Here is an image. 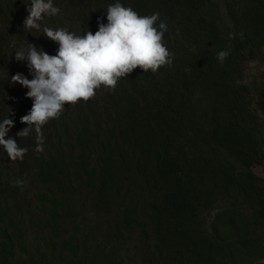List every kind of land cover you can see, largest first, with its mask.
<instances>
[{"label": "trees", "instance_id": "1", "mask_svg": "<svg viewBox=\"0 0 264 264\" xmlns=\"http://www.w3.org/2000/svg\"><path fill=\"white\" fill-rule=\"evenodd\" d=\"M116 2L159 13L171 66L65 105L37 152L34 129L17 135L33 101L11 77H34L15 51L55 55L43 27L95 33ZM30 3L0 0V122L27 149L0 146V264H261L264 89L242 71L264 64V0H53L40 31L24 29Z\"/></svg>", "mask_w": 264, "mask_h": 264}, {"label": "clouds", "instance_id": "2", "mask_svg": "<svg viewBox=\"0 0 264 264\" xmlns=\"http://www.w3.org/2000/svg\"><path fill=\"white\" fill-rule=\"evenodd\" d=\"M27 11L24 29L37 31L41 30L40 22L46 15L60 13L53 0H31ZM106 12L107 24L99 23L95 33L86 31L82 35L66 28L43 27V34L59 45L55 55L30 43L26 51H15V59L27 60L34 77L28 79L20 73L11 77L12 83L29 89L26 97L33 101L31 110L21 117V123L28 127L17 135L27 137L34 129L37 152L43 151L42 127L59 118L65 105L87 102L101 88L114 92L119 81L137 68L156 73L173 62V53L163 40L167 25L165 22L157 25L159 13L140 15L120 2L109 5ZM228 55L227 50H221L217 60L223 63ZM13 126L14 121L8 118L0 122V146L11 161L23 160L27 149L8 137ZM22 184L20 180L15 182V186Z\"/></svg>", "mask_w": 264, "mask_h": 264}, {"label": "rangeland", "instance_id": "3", "mask_svg": "<svg viewBox=\"0 0 264 264\" xmlns=\"http://www.w3.org/2000/svg\"><path fill=\"white\" fill-rule=\"evenodd\" d=\"M242 82L246 84L253 95L264 89V64L255 60H248L243 63ZM254 172L264 175V163L254 169ZM264 264V261L261 263Z\"/></svg>", "mask_w": 264, "mask_h": 264}]
</instances>
